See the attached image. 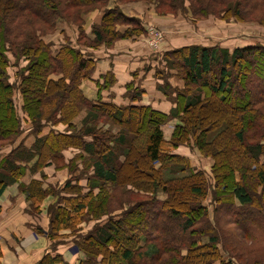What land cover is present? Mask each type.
<instances>
[{
	"label": "trees",
	"instance_id": "trees-1",
	"mask_svg": "<svg viewBox=\"0 0 264 264\" xmlns=\"http://www.w3.org/2000/svg\"><path fill=\"white\" fill-rule=\"evenodd\" d=\"M103 1L66 0V6L61 8L60 0H0V145L12 142V139L22 131L21 117L14 107L15 88L13 87L15 85L7 81L5 75L8 65L6 53L9 51L15 58L18 55H25L30 60L26 70L18 71V88L23 98V113H26L29 121L34 124L32 129L35 133L42 130L41 120L50 121L54 125L61 121L67 122L83 108L96 112L103 110L111 112L112 118L117 121L123 120L122 116L126 115L125 122L128 125L136 122V131H142L143 133L140 134L145 136L140 147L143 158L141 162L146 166L149 165L154 174L153 178L146 182L148 185L151 184V195L156 196L153 193L164 191L167 197L163 201L153 197L151 202L154 205L149 209H139L140 202L135 203L132 209L123 210L119 217L115 218L108 210L111 202L117 199L114 192L122 190L127 183L126 179L122 178L127 174L122 173L121 168L125 163L130 167L133 165L131 156L134 150L139 151V145L129 143L125 134H119L117 144L126 147L123 153L125 159L120 162L115 156L116 151L110 146L113 145V141L107 142L102 134L96 135L93 129H89L88 132L82 130L83 134L89 135L86 137H91V141L87 142L85 137L80 136L81 141L76 142V145H81L91 155L92 173L86 179L89 182L92 178L95 182L87 185L88 189L85 192H82V187L78 183L66 184L65 191L62 193L70 195L59 197V201L64 203L54 208V214L49 219L50 235L54 238L58 236L56 229L59 230L63 226V220L83 221V217L97 209L94 215L96 218L106 213L105 217H107L101 223L94 225L92 230L81 235L75 244L76 251H81L85 256L83 264L130 263L136 249L142 247L143 242L144 246L151 244L150 249L153 252H163L162 244H154L161 236L158 234L165 232L162 228L163 220H167L170 224L171 222L179 224L182 232L188 230L191 232L196 224L201 225L199 228L201 233L204 232L203 226L206 231L207 228L215 230L218 229L217 226L220 228V226L230 225L226 229L230 239L227 245L226 242L223 244V247H227L231 253L234 251L235 258L245 253L251 254L252 248L242 245L237 230L244 231H240L241 235L247 237L250 228L254 229V225L258 226L260 222L258 217H260L261 209L254 203L255 192L250 189V181L251 179L255 181L264 194V110L261 108L264 106V45L256 43L243 48L236 47L231 52L220 46L189 45L187 48L177 49L172 54L180 55L187 84L195 85L200 89L199 91L207 90L209 96L201 100L199 95L181 92L179 97H183L184 101L179 102L178 94L175 93V97L170 98L164 91V83H162L157 86V89L163 91L176 105L175 110L170 114L156 112L148 105L134 104L116 107L110 102L102 103L99 94L92 100L90 95L83 92L82 83L94 70L92 59H86L79 50L66 44L53 52L49 45H43L41 37L36 34L39 29V32L52 30L55 26L54 19L58 17L80 23L79 11L86 12L89 8L99 7ZM148 1L158 3L161 0ZM189 1L197 14L214 12L217 6L227 1L234 15L248 11L255 21L264 23V0H239L244 4L238 3L234 6L233 0ZM163 2L168 1L163 0ZM69 8L80 10L74 12L72 9L71 13H68ZM115 15H118L119 19L126 20L128 24L137 22L132 18L124 17L120 11L106 9L101 15L100 22L94 24L91 30L94 46L103 41L107 43L105 33L112 24L115 25ZM135 28L142 30L138 24ZM134 32L130 31V33ZM234 68H239L241 71L246 69V71L243 74L244 70L240 73L238 69L234 71ZM212 73L217 74V77L210 79L209 74ZM109 76L110 73H106L103 78L111 83L112 78ZM254 84L256 88H259L256 93H253ZM133 92L135 93L131 95V99L138 101L143 92L135 89ZM167 117L176 118L179 121L170 132L169 140L165 139L167 134H164L162 128L164 125L162 123ZM83 122L87 123L86 117ZM236 127L239 129L235 131ZM246 134L250 135L249 141L246 140ZM70 136L66 132L58 133L51 130L44 136L36 137L30 148L19 144L12 149L10 154L0 161V194L7 185L23 175L26 167L21 163H27L34 158L33 168H40L51 158L59 157L62 148L70 146L67 140L76 135ZM190 138H193L195 145L203 154H211L206 153L208 149H220L230 154V158L227 159L229 177L222 178L225 181L222 184L219 181L215 183L217 196L214 199L219 202L220 207L214 209L216 218L214 226L208 218L207 205L202 204L196 197L203 192L200 184H194L199 173L193 172L183 164L169 163V160L181 161L183 158L181 159L178 155H168L163 148L165 143L176 147L179 142L189 141ZM226 141L228 144L225 143ZM241 149L244 150L243 156L239 153ZM234 151H237V155L233 154ZM137 158L140 160L138 154L134 160L136 161ZM155 163H159L158 167ZM232 167L238 168L236 175ZM163 172L168 174L163 177ZM186 183V186L183 185ZM160 184L161 188H159ZM39 185L37 181L31 182L26 193L32 196L34 193L37 195ZM91 188H98L97 194L92 195ZM180 194H183L185 202L180 199ZM121 195H124V199H121L124 204H129L134 196H139L130 191L122 192ZM93 202L95 209L91 208ZM134 207L137 208L133 209ZM156 207L160 208L159 211L155 209ZM80 213L82 214L79 215ZM140 228H144V233L140 231ZM209 240L199 246L194 245L193 248L186 247L187 254L184 258L182 257L184 262L216 264L215 262L219 261L220 264H231L220 260L219 251L215 246L218 241L217 236H209ZM150 241L153 242L149 244ZM62 258L60 255L47 254L36 264H68ZM237 259L240 260V258ZM80 261L83 262L82 259ZM259 261L256 257L253 258L254 264ZM244 263L249 264L248 261Z\"/></svg>",
	"mask_w": 264,
	"mask_h": 264
},
{
	"label": "rangeland",
	"instance_id": "rangeland-1",
	"mask_svg": "<svg viewBox=\"0 0 264 264\" xmlns=\"http://www.w3.org/2000/svg\"><path fill=\"white\" fill-rule=\"evenodd\" d=\"M66 0H60V7L66 6L65 3ZM120 2L123 0H104L102 5L99 7L95 8H89L86 12L79 11V16H80V23L74 22L71 19H60L59 17L54 19L55 26L53 27L52 30L50 31H40V29L36 32L38 36L41 37L43 45H49L51 50L53 52H56L55 50V45L58 44V42L62 45L66 44L69 45L70 47L79 50L81 54L84 56V53L87 52V47H92L96 48L93 44V39L90 40L89 37L86 38L84 36V29L83 26L86 24L87 20V15L89 12L97 10L100 11L101 9L105 11L107 7L111 6L112 9L121 11V9L118 8V6H113L111 5L112 3L115 2ZM142 1L145 4L149 5L153 10L152 13L164 19L161 21V23H154L151 20L147 19H142L144 23V27L141 29H136L135 27L137 24L139 25L138 19H136L137 22H131L128 24V22L124 19H119L118 15H115L114 19L115 25H111V27L108 29V32L105 33L107 35L108 43H112L113 41H116L118 38H130L132 35H138L139 37L143 38V41L146 43V45L150 48H153L154 51L158 52V57H159V68L156 69V76L161 80L162 83H164V91L167 92L170 98L175 97V93L178 94V101L182 102L184 101L183 97H179L181 92H185L187 94H192V95H199L201 100H204L207 96H209V92L207 90H202L199 91L200 89L197 88L195 85L192 84H187L185 80V72L184 69L181 67V60H180V55L175 53V50L180 49V48H187L189 45H196V46H205V47H216L219 46V43H225L228 46L233 47H239L243 48L247 45H252V44H262L264 45V23L257 22L251 17L250 14H248V11L241 13L240 15H234L232 12V9H229L230 4L228 5L227 1L224 2V4H220L219 6L216 7L214 12H208L206 14H197L196 10H193L190 4L189 0H167L168 2L164 3L163 0L155 2V1H148V0H126L125 2H138ZM233 6L235 4H244L243 2H240L239 0H233ZM163 4H166L168 6H165ZM109 5V6H108ZM75 11L80 10L79 8H72ZM72 9H67L68 13H71ZM229 9V10H228ZM120 21H118V20ZM42 21V20H41ZM127 24L129 25V29L120 32L117 29L118 24ZM60 25L63 27V31H60ZM94 24H92V27ZM87 27V24H86ZM91 27V30H92ZM62 29V28H61ZM76 30V31H75ZM135 31L134 33H130V31ZM180 41L187 43L190 40L193 41V43H187L189 45L184 46H176L173 48L171 47V43L173 41ZM104 42V41H103ZM152 43L153 45H151ZM163 44H168L170 45L169 50L166 52L160 48ZM236 45V46H233ZM54 46V47H52ZM221 47V46H220ZM8 51V50H7ZM7 58H8V65L6 68V77L7 81L10 83L14 84L15 86L13 87V98L14 104H15V109L16 112L18 113V109L21 110V112H24L22 109V104H23V98L19 94V88H18V83H19V70H26L28 68L29 64V59L25 55H18L16 58L12 55V52H7ZM239 70L240 73L243 72L245 73L246 69H242V71L239 68H234L235 70ZM250 74V73H249ZM210 79H213L214 77H217V74H209ZM55 77L54 75H51ZM253 93H256L259 91V88H256V84L253 85ZM252 90V89H251ZM17 93L20 95H17ZM243 94H246V92H241ZM262 106V105H261ZM264 110V106L261 107ZM26 115V113H24ZM87 119V123L84 124L83 120L81 118L85 117ZM29 119V118H28ZM123 120H115L112 118V113L103 110L102 112H96L92 111L88 108H83L80 110L75 117H73L71 120L67 122H62L55 124L58 128V133H67L70 134L71 136H75L73 138L68 139L67 141L69 142L68 147L62 148L61 153L59 157L57 158H51L50 162L54 166L52 168V171L57 172L59 176V181L58 184L54 185L48 183L49 181L45 179L47 178L43 172L42 173V184L46 186L44 183H48L47 186L44 188V193L40 194L41 198L45 197L46 194L48 193H53V194H58L62 193L64 188H66L67 183H72L73 185L75 183L79 182V178H83L82 176H85V178L91 176V170L93 166L91 165V155L88 154L86 150H84L81 145H76V142L81 141V137H86L89 136L86 133L83 134L82 130L84 132H88L89 129H93L96 133V135L102 134L104 136V139L107 142H112L113 145L112 148L116 151V155L118 161L123 162L125 157L123 156V153L126 149V147L120 146L117 144V138L119 134H125L127 139L129 140V143L131 142L132 144H135L136 146L139 145V151H135L133 155L131 156V161L133 165L131 167L129 164H124L121 168V172L124 174H127L125 176H122V178L126 179V184H124V187L122 190L114 192L116 195V200H113L110 204L109 212L114 215V217H119L120 213L126 209H132V205L135 203L140 202L141 206H138L139 209H149L151 208L154 204H152L151 199L153 197H156L160 201H163L164 198L167 197V193L164 191H158L156 196L151 195L152 190H151V184L148 185L146 182L150 180V178H153L152 171L150 170L151 167L148 165L146 166L145 163L143 162L142 158V149L141 143L143 142L145 136L142 131L137 132L136 128L137 125L135 124L136 122L128 125L126 121L127 116L123 115L122 116ZM22 122V120H21ZM32 128L34 127V124L29 122ZM42 123V128L46 127V125H54L50 121L47 120H41ZM70 123V124H68ZM176 123H179V121L175 118L172 119L171 117H167L165 122L162 123L164 124L162 126L163 129H166L167 131L169 130L172 132L174 129V126ZM69 126H68V125ZM34 129V128H33ZM31 130L30 132L33 134H36L34 130ZM239 127L234 128V130H238ZM79 130V131H78ZM78 131V132H77ZM38 133V132H37ZM167 135H165V139L169 140L171 137V134L168 135L167 132H165ZM21 134V132H20ZM19 134V135H20ZM19 135L17 137H14L12 139V142H5L3 145H0V147H4V145L10 144L14 145L18 143L19 141ZM78 135V136H77ZM70 136V137H71ZM250 136V135H249ZM249 136L246 134V140L249 141ZM130 137V138H129ZM134 137V138H133ZM251 140V139H250ZM225 141V140H224ZM254 142V141H252ZM83 143V142H82ZM228 144V142H225ZM130 145V144H129ZM125 148V149H124ZM163 148L165 149V153H168V155L173 154V155H178L181 157V161L179 159L176 160H169V163H173L172 165L176 164H183L184 166H188L190 170L193 172L199 173L197 175V179H195L194 184H200L201 187L200 189L203 190L202 193L197 194L198 199L202 204L205 206L207 205V211H208V218L210 219L212 225H215V220L216 218L214 217V209L217 207H220L219 202H217L214 197L217 196L215 194V183L219 181L220 184H222L224 179L222 178H227L229 177L228 175V169L227 167L228 164V158H230L229 152H224L219 150H212L208 149L206 153H211V154H203V152L198 148L195 143L193 138H190L189 141H182L179 142V144L176 145V147L170 146L169 143H165L163 145ZM63 150H67L71 153V156L67 155V157L64 156L62 153ZM137 152V153H136ZM239 153L243 156L244 150L241 149ZM140 156V160L135 161L134 157ZM233 154L237 155V151H234ZM164 157V155H162ZM142 160V162H141ZM262 161V160H261ZM136 162V163H135ZM166 162V161H165ZM49 162H47L48 164ZM168 163V162H166ZM47 164L41 165L40 169L41 171L43 170L42 168L45 167ZM138 165V166H137ZM159 163H155V166L158 167ZM174 167V166H173ZM232 170L234 172V175L238 173V168L237 167H232ZM91 172V173H90ZM237 172V173H236ZM129 174V175H128ZM168 173L163 172V177L166 176ZM61 176V177H60ZM216 179V180H215ZM218 179V180H217ZM53 180V179H52ZM95 182L94 179L91 178V180L85 184L86 186L89 184H92ZM40 183V184H41ZM250 189L255 192L253 195V200L254 203H256L257 208L261 209L260 217H258V226L254 225V229L250 228L248 232L249 235L247 237L242 236L241 232L244 231H239L240 239L239 241L242 243V245L245 246H250L253 250L251 254H243V256H238L237 258H240L238 260L235 258V252L232 251L233 253L228 250V248H224L223 244L225 243L226 245L228 244L227 242L229 241L230 237L228 235V230H226L229 226L224 227L220 226V228L217 226L218 229H208L205 231V226H203L204 232L201 233L199 231V228H201L200 224H196L193 227V232H189L190 230L186 232H182L180 230V225L172 224V229L171 224L167 222V220H163L162 223V228L165 231L159 236L157 239L158 241L154 242V244H162L161 249H163V252L155 253L150 249V243L153 241H150L147 246H144L143 240L140 241V244L143 242V246L136 249L135 254L133 256V259L130 263L122 262V264H187L184 262L183 258L185 257L184 255L187 254V248L186 247H191L193 248L194 245L199 246V244L202 243H207L209 240V236H217L218 241L215 244L219 251V258L221 261L225 262H230L231 264H245L244 261H248L249 264H254L253 263V258L256 257L257 260H260L256 264H264V194L262 192V188L255 183L251 179L250 181ZM79 184V183H78ZM219 184V185H220ZM183 185H187L183 184ZM175 186V185H171ZM28 185L21 183L18 185L16 190H21L22 193L26 191ZM161 188V184L159 186ZM88 189V188H87ZM86 189V191H87ZM83 190V188H82ZM125 191H130V192H135L139 196H134V198L130 201V203H122L121 199H124V195H121V193ZM85 192V191H84ZM98 192V188H91V194L95 195ZM84 194V193H82ZM59 195V194H58ZM180 199L185 202L183 194H180ZM88 200H86L87 202ZM94 201V200H92ZM135 201V202H134ZM134 202V203H133ZM64 202L60 201V204L63 205ZM119 203V204H118ZM138 205V204H137ZM175 206H177L174 203ZM49 206V208L44 209L45 214L48 216V221L54 214V206L53 208ZM71 208V206L69 205ZM95 207V203L93 202L91 204V208ZM147 207V208H146ZM38 205L36 207V210L34 211V214H39L41 215L42 210L38 211ZM72 208L74 210V206L72 205ZM137 207H134L135 209ZM95 209V208H94ZM156 210L159 211L160 208L156 207ZM96 210H93L90 215L83 217V221L80 220H75L74 222H69L63 220L65 217V214L61 220L63 226L58 230L56 229V234L58 235L56 238L52 237L50 235L49 228L47 229L46 232L43 231L42 228L36 226L35 232L37 235H40V237L51 239V240H57V243L61 242V239L65 242L64 239H67V237H74L73 241L78 240L81 235L86 234L90 230H92L94 225H97V223H101L104 221L105 215L101 216L100 218H96L95 212ZM80 213L79 215H81ZM183 218V215H181ZM76 217V215H75ZM202 217V216H199ZM221 217V215H220ZM154 219V217H153ZM129 221V220H128ZM223 223V220L221 221ZM49 223V227H50ZM256 227V228H255ZM80 228V229H79ZM140 231L144 233V228L141 229ZM41 238L35 236H31V239H28L25 243H27L24 247L26 246H31L40 241ZM210 241V240H209ZM77 242V241H76ZM167 242V243H166ZM165 244V246H164ZM167 244V245H166ZM22 247V246H21ZM23 248V247H22ZM150 251H149V250ZM236 250H239L236 248ZM154 253V254H153ZM4 255L3 251L0 249V257ZM8 256H6L7 258ZM183 257V258H182ZM218 257V256H217ZM4 257H2L3 259ZM12 259H15L14 257ZM83 262L79 260L77 261V264H83L85 256L81 258ZM182 259V260H181ZM243 260V261H242ZM12 260L8 261L4 264H12ZM216 264H220L219 261L215 262ZM62 264V263H60ZM86 264V263H85ZM120 264V263H116Z\"/></svg>",
	"mask_w": 264,
	"mask_h": 264
},
{
	"label": "crops",
	"instance_id": "crops-1",
	"mask_svg": "<svg viewBox=\"0 0 264 264\" xmlns=\"http://www.w3.org/2000/svg\"><path fill=\"white\" fill-rule=\"evenodd\" d=\"M113 6H118L121 9V14L126 18H132L134 20L138 19L139 26L144 27L142 19L151 20L154 23H161L164 19L155 16L152 13V8L145 4L142 1L138 2H125V1H116L112 3ZM109 6V5H108ZM107 9H112L111 6ZM103 10L100 11L94 10L89 12L87 15V27L86 24L83 26L84 36L89 37L90 40L94 39V36L91 33L92 24L99 23ZM127 24H118L117 29L120 32H123L129 29ZM62 28V29H61ZM60 31H63V27L60 25ZM76 31V30H75ZM187 43H193L189 41ZM173 41L171 47L176 46H187L189 44ZM61 42L55 45V50H58L61 47ZM219 46L228 49L230 52L232 46H228L225 43H219ZM236 46V45H233ZM54 47V46H52ZM165 52L170 48V45L163 44L160 46ZM236 48V47H235ZM87 52L84 53L85 58L92 59L94 64V70L91 73L90 77L83 81L82 88L83 92L86 95H90L93 99L97 98L99 94L100 101L110 102L113 105L117 106H127V105H142V106H151L153 110L159 113L170 114L175 110L176 105L172 103L167 95L157 89V86L162 84L161 78L159 79L156 76V69L159 68V57L158 52L154 51L153 48H150L143 41V38L138 35H132L130 38H118L112 43L101 42L96 48L87 47ZM110 73V78L112 82H108L106 78H103V75ZM106 83V84H105ZM135 90L142 91L140 99L138 101H133L131 95L134 94ZM17 95H19L17 93ZM20 96V95H19ZM15 100V99H14ZM18 114L21 117L22 131L19 135L18 143L14 145H4L0 147V161L10 154L9 152L16 148L19 144L30 148L35 142L36 137L44 136L49 131L57 132L58 128L55 125H46L42 128L39 133L33 134L30 131L32 126L30 121L21 110L18 109ZM86 117V116H85ZM85 117L81 118L83 120ZM165 132L169 134V130L164 129ZM87 142L91 141V137L84 138ZM62 153L65 157L67 155L71 156V153L67 150H63ZM48 160V159H47ZM35 160L21 163L24 164L25 172L12 184H9L5 187V190L0 194V249L3 251L4 257H0V264L7 263L12 260V264H36L44 255L51 254L60 255L63 258L64 262L68 264H77L79 258H83L81 251H76V238L73 241L74 237H67L64 239L65 242L61 239L60 243H57V240H51L50 238H43L40 235H37L35 232L36 226L43 229L44 232L49 228L48 216L45 214L44 209L51 207L56 208L62 206L59 201V197L63 195H70L66 193H48L45 197L41 198L40 194L44 193V188L48 183L56 185L58 184V173L52 171L54 167L50 160L48 164L43 167L42 171L40 168H33ZM33 168V169H32ZM49 179V181L44 186L42 182V173ZM92 172V170H91ZM90 172V173H91ZM61 177V176H60ZM79 178V185L83 188V191H86L87 179L85 176ZM53 179V180H52ZM37 181L41 183L39 188H37L36 193L32 195L21 190H16L18 185L21 183L31 185V182ZM36 191V190H35ZM41 192V193H40ZM38 205V211L42 210L41 215L34 214L36 207ZM50 207V209H51ZM31 236L41 238L40 241L31 246L24 247L28 239H31ZM23 248H22V247ZM6 256H8L6 258ZM15 259H12V258Z\"/></svg>",
	"mask_w": 264,
	"mask_h": 264
},
{
	"label": "built area",
	"instance_id": "built-area-1",
	"mask_svg": "<svg viewBox=\"0 0 264 264\" xmlns=\"http://www.w3.org/2000/svg\"><path fill=\"white\" fill-rule=\"evenodd\" d=\"M151 45H153L152 43H150Z\"/></svg>",
	"mask_w": 264,
	"mask_h": 264
}]
</instances>
